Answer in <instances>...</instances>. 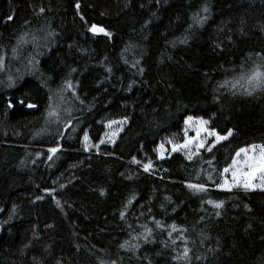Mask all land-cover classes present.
I'll use <instances>...</instances> for the list:
<instances>
[{"label": "trees", "instance_id": "trees-1", "mask_svg": "<svg viewBox=\"0 0 264 264\" xmlns=\"http://www.w3.org/2000/svg\"><path fill=\"white\" fill-rule=\"evenodd\" d=\"M0 58V264H264V192L218 187L264 144V89L237 85L264 68V0H0ZM188 117L233 135L159 159Z\"/></svg>", "mask_w": 264, "mask_h": 264}, {"label": "snow or ice", "instance_id": "snow-or-ice-1", "mask_svg": "<svg viewBox=\"0 0 264 264\" xmlns=\"http://www.w3.org/2000/svg\"><path fill=\"white\" fill-rule=\"evenodd\" d=\"M76 8L77 9L80 8L79 3L76 4ZM204 11L207 12L208 9L204 8ZM40 12L43 13L44 9L41 8ZM12 18H13L12 16L8 17L9 20H12ZM81 19L83 20V17H81ZM89 31L92 32L93 34L103 33L105 36H108V37L111 36V33L105 31V29H103L102 27H97L96 25H92L89 28ZM20 42L21 43L26 42L24 36H22L20 38ZM181 42L184 43L186 41H181ZM13 51H15V49ZM3 67H4V61L2 58H0V70H3ZM72 71L75 72L76 70L72 69ZM108 71H111V69H108ZM142 71L143 70L141 69V72ZM240 81H242V83H240ZM240 81L237 82V85L242 87L244 92L247 95H252V92L254 90L264 89V68L258 66L256 69H253L247 75H242L240 77ZM226 83H228V82H226ZM237 85H234V87ZM224 86L225 85H221V87H224ZM65 90L72 91V95L74 97L76 96V92L74 91V86H73L71 80H67L63 86V89L59 93H57V95L61 99H64L63 92ZM77 99H78V97H77ZM49 100L50 101L52 100L51 96L49 97ZM20 103L24 104V101L21 100ZM12 106H13L12 103H9L8 107L11 108ZM26 106L30 109L37 107V105L34 103H28ZM56 115H57V112L53 110L52 104L50 103L48 116L53 117ZM191 120H192V117H188V119L185 121V124H188L189 121H191ZM112 123H117V122L113 121ZM120 123H126V121H122ZM199 124L202 126L207 125L208 121L200 120ZM109 127H111V125H109ZM202 130H205V129H203V128L196 129V136L197 137L200 136V133ZM113 135H115V134H113ZM207 135L215 136V142L207 148V151H211L212 148L215 147L217 143H220L221 141L227 140L229 137H231L233 135V132H232V130H228L226 135H218L215 131H208ZM83 139L85 142L84 150L87 151L89 148V137H88L87 133H85ZM193 139H195V138H193ZM112 142L114 143V140ZM100 143L103 144V143H105V141L101 140ZM169 143L171 144L172 142L169 141ZM191 143H192V140L187 139L185 141V143L182 145L173 144L172 151L175 152L181 148L187 149L188 145ZM201 147H204V141L203 140H200L198 142V148H201ZM57 151H59V149L55 148V147L48 149V152L51 153L52 155H55V153ZM159 151L161 152V158H163V151H164V145L163 144H161L159 146ZM197 154H198V152H197ZM52 155L48 156L49 160L52 159ZM187 158L191 159L192 157H191V155H189ZM132 162L133 163H140L139 161L135 160V158L133 159ZM209 163H211V162L209 161ZM151 167H152L151 162H148V163L144 164L143 170L145 172H148L151 169ZM229 173H230V177H231L230 180L228 178ZM221 177H222L221 183L218 185V187L222 190H225V191H231L233 188H241L245 191H249V190H255L257 187L261 188V190H264V144H251V145H248L246 147H242V148L238 149L235 152V155L232 159V163L223 169V171L221 173ZM209 179H211V177H209ZM255 181H259V184L255 183ZM187 187L189 189H195L198 191H206V189L204 188V186L202 184H188ZM101 195H103V193H101ZM37 199H42V197H37ZM56 203H57V206H59L60 202L56 201ZM208 203L212 204L213 202L208 201ZM214 207L221 208L222 203H215ZM123 216H124V213L122 212L121 218H123ZM155 223H156V226L158 228L161 227V223L159 221H155ZM170 227L172 228L173 231H183L182 229H177V226L175 224L170 225ZM149 236H151V229H146V234L143 237V239H145V242H148ZM169 236L171 237V232H169ZM133 239H138V237H133ZM173 243H175V241H173ZM138 247H139V245H131V247H128V242L121 245V248H125L126 250H129V251H135ZM188 252H189V250L187 248H185V250L183 252V256L185 258L188 257Z\"/></svg>", "mask_w": 264, "mask_h": 264}, {"label": "rangeland", "instance_id": "rangeland-1", "mask_svg": "<svg viewBox=\"0 0 264 264\" xmlns=\"http://www.w3.org/2000/svg\"><path fill=\"white\" fill-rule=\"evenodd\" d=\"M200 120H203V119L192 118V120L189 121L188 124L184 125V141L181 144L174 143L172 140L165 141L163 143V145H164L163 158H161V152L158 149L157 154H158L159 159L167 158L168 156H170L172 153H175V152L183 154L186 158L189 155H191V157L193 158L195 155H197V152L199 154L203 149H206L210 145H212L215 142V136L207 135V132L211 131L209 129V127H210L209 126V122H208L207 125H203L202 126V125L199 124ZM122 121L123 120L116 121L117 123H112V122L107 123V125H106V134H105V136L103 138L105 143L100 144L97 147V149H101L103 146H112L115 143V141L117 140L118 135L123 130V127L125 125V123H120ZM109 125H111V127H109ZM200 128H203L205 130H202L201 133H200V136L197 137L196 136V129H200ZM113 134H115V135H113ZM193 138H195V139H193ZM187 139H191L192 140V143L188 145L187 149L181 148V149H179V150H177L175 152L172 151L173 144L182 145V144L185 143V141ZM113 140H114V143L112 142ZM200 140L204 141V147L198 148V142ZM169 141H171L172 143L170 144ZM89 148H93V146L89 144ZM228 178H229V180L231 179L230 173L228 174ZM255 183L259 184V181H255ZM234 189H241V188H233L232 190H234ZM249 191L264 192V190H261V188H259V187H257L255 190H249Z\"/></svg>", "mask_w": 264, "mask_h": 264}]
</instances>
